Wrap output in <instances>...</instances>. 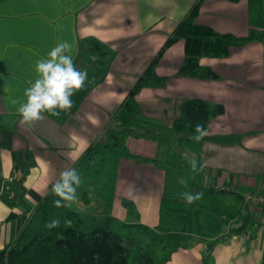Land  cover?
Segmentation results:
<instances>
[{
	"label": "crops",
	"instance_id": "crops-1",
	"mask_svg": "<svg viewBox=\"0 0 264 264\" xmlns=\"http://www.w3.org/2000/svg\"><path fill=\"white\" fill-rule=\"evenodd\" d=\"M195 1L0 0V250L16 239L60 173L101 136L111 112ZM196 21L239 37L247 36L252 27L247 0H204ZM62 40L73 45V63L87 72L85 84L71 97L70 110L59 115L44 112L36 123L22 124L17 108L26 100L29 82L37 79L35 63ZM92 41L107 53L104 64L96 69L81 57ZM183 57L182 40L164 51L156 72L168 77L167 84L140 90L136 98L143 113L169 128L181 101L191 97L221 103L223 113L209 120L207 135L199 141L182 144L167 139L162 150L163 137L144 127L128 136L125 144L135 156L157 160L180 151L182 145L197 144L187 160L190 164L194 158L197 168L185 170L191 179L182 184L175 169L122 158L111 206L106 207L102 199L103 177L88 172L79 173L82 183L75 206L82 213L156 227L167 187L170 194L185 189L202 192L204 235L194 234L166 264H264V226L250 220L235 231L245 217L238 193L264 190V179L257 180L264 176V40L232 47L223 58H200L201 66L208 69L201 78L176 76ZM238 145L243 147L240 151ZM21 177L25 198L10 207L6 200ZM209 188L225 191L207 197ZM228 193L237 198L236 203L227 202ZM206 198L217 204V210H212ZM123 199L134 203L135 214L127 212ZM239 210L240 215L236 214ZM169 226L179 229L181 222L176 218Z\"/></svg>",
	"mask_w": 264,
	"mask_h": 264
},
{
	"label": "trees",
	"instance_id": "trees-1",
	"mask_svg": "<svg viewBox=\"0 0 264 264\" xmlns=\"http://www.w3.org/2000/svg\"><path fill=\"white\" fill-rule=\"evenodd\" d=\"M203 1L196 0L191 5L134 81L125 98L111 112L101 136L91 142L70 167L79 173L88 172L103 177L102 199L106 207L111 206L114 198L120 159L140 158L162 166L165 163L163 160L135 156L125 144L126 138L144 125L156 124L162 128L143 113L136 96L143 88L166 86L168 77L156 72L157 63L164 51L174 42L182 40L184 57L176 76L201 78L207 75L208 69L201 66L200 58H223L232 47H241L253 40H264V0H247L252 27L244 37L221 33L208 25L197 23L196 17ZM106 55V50L92 41L83 49L81 57L92 69H96L104 64ZM223 111L221 103L199 97L185 98L171 126L166 127V137L189 144L192 137L197 135L195 129L198 124L206 130L209 120ZM51 186L29 213L16 239L0 250V264H166L173 252L190 243L194 234L204 235L202 217L205 211L196 201L187 204L182 193L163 195L159 209L160 223L156 227H149L141 223H122L109 215L100 217L82 213L69 206L56 207L53 202L59 197L52 192ZM207 190V197L212 192L225 191ZM25 194L26 188L21 177L16 180L12 195L6 202L13 207L24 200ZM122 203L128 213L135 214L132 201L123 199ZM240 213L241 210L236 214ZM244 216L236 232L252 219L250 214ZM176 218L181 222L179 229L169 226V221ZM52 220H59L60 226L47 228L46 224ZM67 221H71L70 226L66 225ZM58 240L62 243H57Z\"/></svg>",
	"mask_w": 264,
	"mask_h": 264
},
{
	"label": "clouds",
	"instance_id": "clouds-1",
	"mask_svg": "<svg viewBox=\"0 0 264 264\" xmlns=\"http://www.w3.org/2000/svg\"><path fill=\"white\" fill-rule=\"evenodd\" d=\"M74 48L68 41H58L46 57L36 61L34 71L37 79L29 82V87L24 91L25 102L20 103L17 115L20 122L25 125L34 124L42 119V113L48 112L59 115L71 109L73 101L71 97L85 84L87 72L79 70L73 63ZM192 137L196 141L203 139L207 132L202 125H197ZM193 171L196 170V160L189 161ZM82 183L81 176L75 168H67L60 173L59 179L52 184L51 190L59 199L53 203L56 207L69 206L77 201V189ZM181 183H186L181 180ZM182 198L187 204H192L202 198V193H182ZM67 226L71 221L66 222ZM60 226L59 220H52L46 227L49 229Z\"/></svg>",
	"mask_w": 264,
	"mask_h": 264
},
{
	"label": "rangeland",
	"instance_id": "rangeland-1",
	"mask_svg": "<svg viewBox=\"0 0 264 264\" xmlns=\"http://www.w3.org/2000/svg\"><path fill=\"white\" fill-rule=\"evenodd\" d=\"M190 91V94H192L193 96H196L198 95L197 91H193V90H189ZM193 92V93H191ZM117 107V106H116ZM115 107V108H116ZM142 108V107H141ZM142 111L144 112V110L142 109ZM147 116V115H146ZM144 127H148L149 129H153L154 131V134L153 135H157V136H161L163 137L162 139H160V141L162 142L161 146H162V150L163 148L165 149L166 148V143H167V137H166V133H167V129L166 127H164L163 125H161L162 128H159L156 124L155 125H144L142 126V128L140 129H143ZM139 132H142L139 130ZM136 133V132H135ZM134 133V134H135ZM169 140V139H168ZM241 141V140H240ZM175 144V143H174ZM196 145L197 144H192L190 146H185V145H182V149L178 152H174V153H171L169 157L166 156L165 158V154L163 155L164 159L160 158L161 160L165 161L164 165H159L160 163H158L157 165L159 167H163V169H166V168H171L172 170H176L180 175H179V179L180 180H183V181H187L188 179H191V177H187L185 176V170L187 169V171H193L192 169V166L191 164H188L187 160L189 159V157L191 156L190 152H194L193 150L196 149ZM176 146V145H175ZM238 150L240 151L243 147H241L240 145H238ZM236 150L235 149H232V152H235ZM173 152V151H172ZM161 156V154L159 155ZM250 160V159H249ZM251 161V160H250ZM196 168H197V165H196ZM170 171V170H169ZM171 177H168V181L170 180ZM258 181L261 180V179H264V176H259L257 177ZM170 183V182H169ZM171 184V183H170ZM81 187V186H80ZM79 187V188H80ZM79 188L77 189V194H78V190ZM170 189L167 187L166 188V192H168L170 194ZM181 193H186V189L184 191H182ZM202 193V192H201ZM226 199H227V202H234L236 203L237 202V198L233 195V194H226ZM210 206H212V208H215L216 209V206L217 204L213 201H210L209 199H204ZM198 204L201 205V201L197 200L196 201ZM220 205V204H218ZM69 207L71 209H75L77 210V207L75 206V202L71 203L69 205ZM217 210V209H216ZM116 228H118V226H116Z\"/></svg>",
	"mask_w": 264,
	"mask_h": 264
},
{
	"label": "built area",
	"instance_id": "built-area-1",
	"mask_svg": "<svg viewBox=\"0 0 264 264\" xmlns=\"http://www.w3.org/2000/svg\"><path fill=\"white\" fill-rule=\"evenodd\" d=\"M230 190V188H226ZM244 215H251V220L264 226V190H247L242 194Z\"/></svg>",
	"mask_w": 264,
	"mask_h": 264
},
{
	"label": "water",
	"instance_id": "water-1",
	"mask_svg": "<svg viewBox=\"0 0 264 264\" xmlns=\"http://www.w3.org/2000/svg\"><path fill=\"white\" fill-rule=\"evenodd\" d=\"M57 243H59V244H60V243H62V241H61V240H58V241H57Z\"/></svg>",
	"mask_w": 264,
	"mask_h": 264
}]
</instances>
